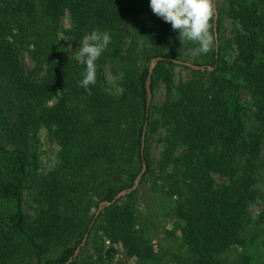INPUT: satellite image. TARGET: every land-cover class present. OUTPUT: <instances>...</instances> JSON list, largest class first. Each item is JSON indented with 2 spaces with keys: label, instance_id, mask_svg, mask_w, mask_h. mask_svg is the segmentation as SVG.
<instances>
[{
  "label": "trees",
  "instance_id": "obj_1",
  "mask_svg": "<svg viewBox=\"0 0 264 264\" xmlns=\"http://www.w3.org/2000/svg\"><path fill=\"white\" fill-rule=\"evenodd\" d=\"M224 11L236 26L226 41L233 58L226 61L225 49H214L213 37L210 63L203 71L190 68V79L177 85L168 67L174 63L158 61L149 87L152 97L154 82H162L165 97L154 118L148 67L156 57L171 58L164 52L170 24L151 12L148 0H0V264H80L100 220L108 241L96 249L101 264H111L118 251L140 261L155 258L150 239L137 229L129 201L135 191L97 218L88 214L130 188L142 162L141 182L151 172L150 129L164 131L157 166L166 193L176 197L169 231L179 234L177 264H264L258 259L264 246V0H226ZM65 14L70 43L79 46L93 28L111 36L88 90L78 83L83 59L61 60L56 52ZM23 51L32 60L29 70L21 66ZM105 66L115 75V94L105 88ZM40 129L59 153L55 168L33 186L40 209L32 219L23 199L32 187L28 147ZM120 175L129 185L111 184ZM257 199L262 210L253 218L249 206ZM51 251L56 257L47 259Z\"/></svg>",
  "mask_w": 264,
  "mask_h": 264
},
{
  "label": "rangeland",
  "instance_id": "obj_2",
  "mask_svg": "<svg viewBox=\"0 0 264 264\" xmlns=\"http://www.w3.org/2000/svg\"><path fill=\"white\" fill-rule=\"evenodd\" d=\"M211 8L213 10V16L210 22H213L215 13V28L217 29L219 25V31H216V45L214 46V49L217 50L218 47L224 48L225 50L223 51L222 56L226 61H230L234 56V50L233 47L227 46L226 41L234 33L236 26L225 14L226 0H211ZM59 23L58 38L60 42L56 48L58 58L61 60L76 58V60L82 61L83 58L79 57V46L70 43L68 37L65 35V32L70 28L68 14H65ZM212 31L213 25L212 28H210V32ZM167 36L168 40L164 44V52L171 56L169 59L183 61L192 65L198 64L201 66L210 63L212 46L206 54L194 55L192 49L198 46L196 43L188 40L183 35H179L178 31L171 29V26L167 32ZM21 66L24 70L32 68V60L27 51H23ZM168 67L172 71L174 85L185 82L191 77L190 67L176 63ZM103 77L105 88L109 93L115 94L119 91L116 85L115 75L111 73L106 66L103 69ZM164 97V84L160 81L154 82L153 96L151 97L150 102L153 107L151 113L154 118L156 116L155 110H157L163 102ZM242 98L243 100L248 101L247 94H243ZM52 103H55V100H53ZM163 135V129H158L157 131H153L152 129L148 130L146 137V151L148 161L151 165V172H149V174L143 179V182H141V178L146 170L144 171L136 189L134 190L135 192L132 198L129 200L132 202V210L136 217L137 229H142L144 231L143 233L148 239H150L158 254L152 260L140 261L134 258H125L120 251H118L113 256L111 264H177L179 256V240L177 238L179 237V234L172 233L171 230L169 231V228L172 227V217L171 214H169L170 206L173 205L176 197H171L166 193L162 180L159 177L157 166L163 147L161 141ZM28 148H30V152L28 151V172L32 187L29 189L27 188L24 192L23 209L28 217L34 219L38 215L40 202L37 196V191L33 186L40 175L47 174L57 165L59 146L56 141L47 134L45 129H40L36 135V140L32 142ZM262 157L264 158V146L262 148ZM214 178L217 184H223L226 181V179L219 175H214ZM110 182L116 187L129 185L127 177L124 175H120L112 179ZM258 186L260 188L259 190L262 191L261 185ZM125 196L121 197L118 201L120 203L128 201ZM261 210L262 203L260 199L253 201L249 206V212L253 218H256ZM95 212L96 210L92 207L88 214H93ZM101 224L100 220L97 228L91 231L86 248L79 256L80 264H101L98 260L99 257L96 249L102 244L105 246L108 244V241L102 234L100 227ZM261 238L264 239V235H262ZM231 255L233 256L234 252H232ZM55 257L56 254L51 251L47 256V259H54ZM258 259L260 262H264V246L259 250Z\"/></svg>",
  "mask_w": 264,
  "mask_h": 264
},
{
  "label": "clouds",
  "instance_id": "obj_3",
  "mask_svg": "<svg viewBox=\"0 0 264 264\" xmlns=\"http://www.w3.org/2000/svg\"><path fill=\"white\" fill-rule=\"evenodd\" d=\"M151 12L171 29L178 31L198 46L192 49L194 55L206 54L212 44L210 20L213 16L211 0H148ZM111 43L108 31L93 28L79 41V57L83 58L84 71L79 85L85 90L96 81V61Z\"/></svg>",
  "mask_w": 264,
  "mask_h": 264
},
{
  "label": "water",
  "instance_id": "obj_4",
  "mask_svg": "<svg viewBox=\"0 0 264 264\" xmlns=\"http://www.w3.org/2000/svg\"><path fill=\"white\" fill-rule=\"evenodd\" d=\"M215 13H214V20H213V33H214V38H215V43H216V28H215ZM216 50V49H215ZM158 61H171L173 63H176V64H179V65H184V66H187V67H190L194 70H197V69H200L201 71L204 70V67L202 66H196V65H192V64H189V63H186V62H183V61H178V60H175V59H168V58H165V57H156L154 59H152L150 61V64H149V67H148V79L146 81V85H145V88H146V94H147V106H149V103H150V99H151V92H150V87H149V84H150V75L153 71V68L155 66V64L158 62ZM144 136H145V126L143 128V131H142V142H141V149L143 148L144 146ZM146 169V166H145V163L142 162V167H141V171L139 172V174L136 176L134 182H133V185L128 188V189H125V190H122L120 191L119 193H117L114 198L108 202V201H102L98 204L97 206V209H96V212L94 214V217L97 218L99 213L103 210L104 207H108V206H111L112 204H114L117 200H119L121 197L131 193L132 191H134L138 185V182L142 176V174L144 173ZM86 234L84 235L82 241H81V246L84 245L85 243V240H86ZM79 252V248H77L73 254V257L72 259H75L77 254ZM71 260V259H70ZM70 260H68L67 263L70 262Z\"/></svg>",
  "mask_w": 264,
  "mask_h": 264
}]
</instances>
